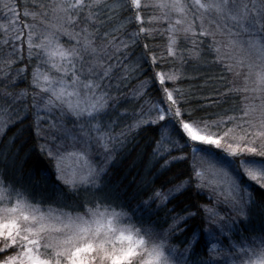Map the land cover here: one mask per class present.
<instances>
[{
    "label": "snow or ice",
    "instance_id": "1",
    "mask_svg": "<svg viewBox=\"0 0 264 264\" xmlns=\"http://www.w3.org/2000/svg\"><path fill=\"white\" fill-rule=\"evenodd\" d=\"M0 145V264H264V0H0Z\"/></svg>",
    "mask_w": 264,
    "mask_h": 264
},
{
    "label": "trees",
    "instance_id": "2",
    "mask_svg": "<svg viewBox=\"0 0 264 264\" xmlns=\"http://www.w3.org/2000/svg\"><path fill=\"white\" fill-rule=\"evenodd\" d=\"M154 43L163 44L164 41L156 40L154 41ZM186 76L189 77V79H186L181 86L185 89H189V88L191 89L192 96L190 99L192 101V106H196L198 103L199 104L209 103V100L203 99L204 97H212L213 100L219 101L217 106L208 109V111H222L224 109L230 108L233 104H237L239 102L237 97H233V96L225 97L221 95L227 91V87H231L230 83L227 84L226 86L225 81L228 82L232 81L230 75L224 72L222 65H217V66L203 65V66H199L196 70H193V67H189L186 72ZM206 81H214L215 83L208 84L207 86H205ZM21 87H23V85H21ZM213 88H215L216 91H212ZM123 111L124 109H121L122 113ZM227 115H231V112H228ZM19 127L20 125H17L16 127L9 129L8 136L4 137V140L5 141L8 140V138L11 137L12 134L16 132L17 128ZM121 127H123V124H121ZM117 131H119V129H117ZM25 135H27V133ZM151 135H152V131L148 129L140 133L137 139L140 141L141 145H144L150 139ZM22 139L23 136L20 139H18L16 143L19 144ZM29 143H31V141H29ZM21 156H24V152H21ZM136 158H137V153L133 152L131 156H129L122 163H119L118 166L113 169V171L118 176L127 175V180L124 181L125 183L130 181L133 178V175L135 174V169H132L130 171L129 165ZM23 171L25 173V178H27V174L29 171L33 172L34 173L33 179H39L43 171H47L49 176H52L54 173L51 163L47 161L44 157L38 155L35 151L24 162ZM201 199L202 202H207L206 198L202 197ZM53 206L56 207V205ZM254 226L257 230H259L260 228L259 222H255ZM175 242L176 241H173V243Z\"/></svg>",
    "mask_w": 264,
    "mask_h": 264
},
{
    "label": "rangeland",
    "instance_id": "3",
    "mask_svg": "<svg viewBox=\"0 0 264 264\" xmlns=\"http://www.w3.org/2000/svg\"><path fill=\"white\" fill-rule=\"evenodd\" d=\"M147 26V25H146ZM229 74V73H228ZM230 75V77H231V79H232V81H233V76L231 75V74H229ZM232 86V85H231ZM237 86H240L239 85V82H237ZM231 115H232V113H231ZM70 151L72 150V149H69ZM93 159H95L94 157H93ZM80 164V165H82L83 164V161H79V162H77L76 160H70V161H68L67 162V164H68V166L69 167H75L77 164ZM52 165V164H51ZM54 170V169H53ZM256 233H254L253 235H255ZM225 243H227V242H225Z\"/></svg>",
    "mask_w": 264,
    "mask_h": 264
}]
</instances>
